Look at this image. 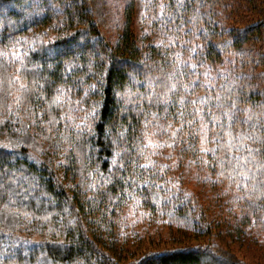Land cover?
Returning <instances> with one entry per match:
<instances>
[{"label": "trees", "instance_id": "obj_1", "mask_svg": "<svg viewBox=\"0 0 264 264\" xmlns=\"http://www.w3.org/2000/svg\"><path fill=\"white\" fill-rule=\"evenodd\" d=\"M231 245L264 256V0H0V264H264Z\"/></svg>", "mask_w": 264, "mask_h": 264}, {"label": "rangeland", "instance_id": "obj_2", "mask_svg": "<svg viewBox=\"0 0 264 264\" xmlns=\"http://www.w3.org/2000/svg\"><path fill=\"white\" fill-rule=\"evenodd\" d=\"M184 235H186L185 237L187 240L190 239L189 235H187V234H184ZM161 237H165V235L163 234V236H161ZM191 240H194V239H191ZM164 246H166V245H164ZM162 247L163 246H160V248H162ZM230 249L233 250L234 252H236V254H238L239 256H243V258L248 260V261L252 260V261L261 262L264 260V256L260 257V255L253 252L254 250H250V249H254L253 247H251L250 249L248 248L249 250H245L243 247L239 248L236 245H231Z\"/></svg>", "mask_w": 264, "mask_h": 264}, {"label": "snow or ice", "instance_id": "obj_3", "mask_svg": "<svg viewBox=\"0 0 264 264\" xmlns=\"http://www.w3.org/2000/svg\"><path fill=\"white\" fill-rule=\"evenodd\" d=\"M23 87V86H22ZM62 95V94H61ZM60 100V95H58L57 97H56V99L55 100H53V103H57L58 101ZM193 104H196L197 103V101H193L192 102ZM199 103H201V104H203V103H205V101L204 100H200L199 101ZM196 112H197V114H199V112H200V110L199 109H196L195 110ZM153 117L155 118V114H153ZM189 123H192L191 121H189ZM145 127L147 128V124L145 125ZM169 127H171L170 125H169ZM206 125L201 129V131L202 132H205V130H206ZM164 131H167V129H164ZM178 131V130H177ZM155 133H152V135H154ZM144 135H145V139L148 141L147 142V144H145L144 146H143V148H149V147H151V148H153V149H155V148H158V147H162L163 145H161V144H157V143H155L153 140H151V138H150V134L146 131L145 133H144ZM176 135V132L174 131L173 132V136H175ZM202 143H203V140H202ZM202 150H206V149H202ZM142 151H143V149H142ZM144 167H147V165H144Z\"/></svg>", "mask_w": 264, "mask_h": 264}]
</instances>
